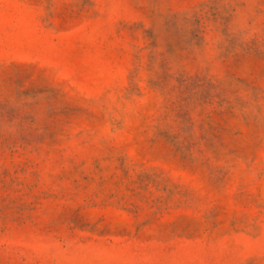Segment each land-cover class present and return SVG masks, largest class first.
Instances as JSON below:
<instances>
[{"label":"rangeland","instance_id":"374dc122","mask_svg":"<svg viewBox=\"0 0 264 264\" xmlns=\"http://www.w3.org/2000/svg\"><path fill=\"white\" fill-rule=\"evenodd\" d=\"M0 264H264V0H0Z\"/></svg>","mask_w":264,"mask_h":264}]
</instances>
